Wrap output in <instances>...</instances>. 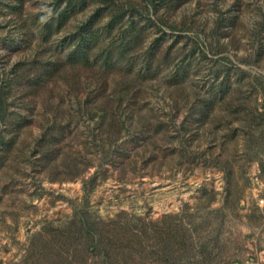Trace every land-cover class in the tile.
I'll return each mask as SVG.
<instances>
[{
    "label": "rangeland",
    "instance_id": "1",
    "mask_svg": "<svg viewBox=\"0 0 264 264\" xmlns=\"http://www.w3.org/2000/svg\"><path fill=\"white\" fill-rule=\"evenodd\" d=\"M253 110L264 0H0V264H264Z\"/></svg>",
    "mask_w": 264,
    "mask_h": 264
},
{
    "label": "trees",
    "instance_id": "2",
    "mask_svg": "<svg viewBox=\"0 0 264 264\" xmlns=\"http://www.w3.org/2000/svg\"><path fill=\"white\" fill-rule=\"evenodd\" d=\"M136 75L138 78L141 76V74L139 72H137ZM140 79L144 80L142 77ZM249 113L256 119V125L254 127L256 128V126L261 125L262 126L261 131H263L264 130V110L260 113H257V114L255 113V110L250 111ZM113 120H115V118ZM255 135H256L255 133L249 134L248 139H250V138L253 139V138H256L258 136V135L257 136H255ZM89 225H90L89 226L90 228L87 227L85 229V232H84L87 236V239L90 241L95 240L98 243V246H97L98 254H104L106 256L107 255V252H106V249H107V247H106L107 241L106 240H107V238H102V239H105L104 241L102 239H99V240L95 239L94 238L95 237L94 232L98 233L99 231L94 226H91V224H89ZM122 226L123 225L119 226L120 229H122ZM81 230L83 231L82 227H81ZM140 237H141V234L139 233L138 230H136V233H135V231H132V230L129 231V229L125 226L123 227V230H119V228H117L115 230V233L111 236V252H115V255L117 256L118 253H120L121 255H123V253H126L125 251H123L124 250L123 247H125V246H128V247L131 246L130 248H131V250H133L132 247L137 245L138 249H140L141 248ZM124 241L127 243V245H124ZM131 254H134V253L132 251H130L128 253V255H131ZM115 255L112 256L114 259L116 258ZM106 261H108L110 263V260H108L107 258H106ZM108 262H107V264H108ZM113 262H115V260ZM111 264H112V260H111Z\"/></svg>",
    "mask_w": 264,
    "mask_h": 264
},
{
    "label": "built area",
    "instance_id": "3",
    "mask_svg": "<svg viewBox=\"0 0 264 264\" xmlns=\"http://www.w3.org/2000/svg\"><path fill=\"white\" fill-rule=\"evenodd\" d=\"M253 181L254 184H257V187L254 188L257 204L259 206H264V180L259 179L258 176L255 175ZM244 264H257V261L250 257L244 261Z\"/></svg>",
    "mask_w": 264,
    "mask_h": 264
}]
</instances>
